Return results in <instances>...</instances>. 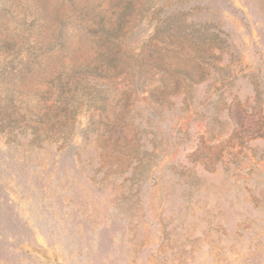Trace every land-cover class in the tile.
Segmentation results:
<instances>
[{
    "label": "rangeland",
    "instance_id": "374dc122",
    "mask_svg": "<svg viewBox=\"0 0 264 264\" xmlns=\"http://www.w3.org/2000/svg\"><path fill=\"white\" fill-rule=\"evenodd\" d=\"M124 1L0 0V64L51 48L0 77V264H264V0H129L117 20ZM99 23L125 72L74 89ZM155 50L178 71L159 107ZM132 71L146 84L118 124L126 142L104 152L84 139L97 111L82 95L124 91Z\"/></svg>",
    "mask_w": 264,
    "mask_h": 264
},
{
    "label": "trees",
    "instance_id": "16d2710c",
    "mask_svg": "<svg viewBox=\"0 0 264 264\" xmlns=\"http://www.w3.org/2000/svg\"><path fill=\"white\" fill-rule=\"evenodd\" d=\"M124 2L125 5L122 7V12L118 15L117 20L123 19L122 16L125 14L127 5H129V0H126ZM99 24V29L102 33L99 35V44L94 52V55L83 59L81 62L77 63L71 68L72 76L75 80H77L74 89H77L82 81H93L96 83L100 79H103L105 81L116 78L123 72H125L122 63L120 62L121 54L119 50L120 44L118 43V37L113 33V31L115 30L111 28L106 29L104 25H102L101 23ZM169 37L171 38L172 36L167 33L164 38L167 39ZM54 39H56V41H59L60 37H55ZM9 40H12L11 35H5L3 38H0V42H6ZM172 46L174 48L173 54H175L176 56L178 54H181V49L177 50V45ZM13 47L10 50L8 48L5 49L8 50L6 52L2 51L1 56L5 59L11 56ZM100 49L102 50L100 51ZM50 50L51 48H49V43L43 45L38 40L33 43V46L27 45V47H18L13 55L14 57L22 55L26 56V64L19 63V66L21 68L20 70H16L10 62L0 64V77H3L5 75L15 76V74H19L22 70H24L25 73H31V69L29 66L31 62L27 60L29 59L27 57H42ZM152 53L156 55H154V57H151L150 67L151 69L156 70V72H158L160 76L157 80V85L152 89H147V93L150 103H153L154 105L159 107L164 102L162 98L164 97L165 91L169 89V85L167 84L164 77L165 74L168 72L178 73V71L177 69L171 70L169 68V65L165 63L164 57L168 55H161L160 50H155ZM132 72V75L127 74V72L125 73L127 76H131V81L128 84L129 87L124 91H120L116 94H108L106 91L97 90L95 87H93L92 92H87L82 95L85 99L88 98L89 94L93 95L92 99H90L89 102L92 101L93 103H96V105L93 107V110L97 111V115H95L96 119H94V114H92L88 120V127L83 132L84 139H87L90 135L93 134L96 140L105 144L103 149L104 152H112V150L114 151L115 148L118 147L119 142H126V137L123 129L118 124L122 123V120H124L123 116H127L130 113V109H132L133 107V103H130L129 97L135 95L136 91L140 90L144 86V84H146L145 81L141 82V75L139 72L137 73V75L134 71ZM181 73L187 83H197V81H200V75H198V80H195V75H193V73L188 71H181ZM59 75L60 73L58 74V76ZM172 88L173 90L178 89V85L176 82L174 83ZM64 96V92L60 91L58 93L57 101L59 100L60 103H63L61 97ZM72 99L73 96L70 97L69 100ZM65 101H68V99H66ZM116 108L118 109L117 111ZM4 122L5 120H3L0 116V126H2L0 127V130L6 129L7 132L11 133L12 129H7V126L10 127L11 122H6L4 125H2ZM126 123L127 121H124V123H122V126L123 124L125 126ZM116 127L117 129H119L118 132H115ZM62 138L66 139L65 134Z\"/></svg>",
    "mask_w": 264,
    "mask_h": 264
}]
</instances>
